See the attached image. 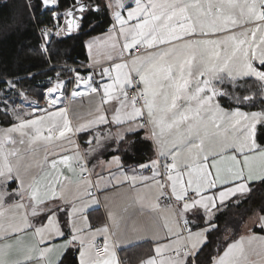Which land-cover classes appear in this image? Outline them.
I'll list each match as a JSON object with an SVG mask.
<instances>
[{"label":"snow or ice","instance_id":"snow-or-ice-1","mask_svg":"<svg viewBox=\"0 0 264 264\" xmlns=\"http://www.w3.org/2000/svg\"><path fill=\"white\" fill-rule=\"evenodd\" d=\"M41 3L45 7L58 6V0H41ZM134 4L128 7L126 16L119 10L115 12L116 22L109 40L113 50L119 48L121 57L125 50L129 54L137 50L138 54L103 68L101 80L107 77V82L95 86L91 74L82 77L77 73L71 95L86 94L79 90L84 86L87 94L101 95L102 104L115 102L111 122L147 127L156 145L157 158L140 167L154 170L151 179L156 187L170 190L181 213L199 209L207 213L208 226L196 232L188 229L187 236L182 235L184 229L180 228L179 220L165 221L164 230L177 238L168 243L158 242L155 254L140 264H195L196 253L207 240L206 233L215 227L211 223L213 210L249 193L252 182H264V144L256 139L257 124L264 122V109L241 110L244 105L255 104L257 95L264 101V0H134ZM115 5L118 9L125 7L122 0H115ZM88 7L81 2L77 8L54 12L53 16H64L67 31L71 32L80 27L74 12L83 13ZM96 10L99 11L98 5ZM49 34L50 30L45 29L44 35ZM245 77L256 78L257 92L238 97V106L233 109L222 107L218 98L227 93L216 85L225 79L235 81ZM66 83L71 81L58 78L48 90L49 95L62 91ZM133 89L135 92L130 95ZM57 103L56 99L50 100V108ZM50 108L40 109V114H31V118L17 115L16 122L0 135V264H55L54 251L75 241L82 246L80 264H120L107 223L96 228L85 244L84 230L67 221L70 239L62 246L51 243L55 237L64 236L56 217L59 207H49L62 199V191L58 190L62 174L57 177L54 172L58 166L71 169L75 163L83 174L87 171L85 156L77 151L73 156L61 155L49 161V153L45 151L43 164L36 166L42 168L47 164L53 172L39 178L31 176L26 182L24 177L30 175L33 167L25 163L26 153L34 151L37 145L47 149L68 140L74 131L108 124L109 117L98 108L95 119L74 129L67 107L55 111ZM92 143L87 141L89 153L96 151ZM95 143L101 146L99 137ZM17 144L29 147L22 150ZM113 163L119 165L120 158L113 157L109 164ZM121 174L125 181L135 185L136 176ZM110 179L116 178L110 176ZM17 180L18 186L9 192V182ZM101 180L103 177L96 184ZM84 183L90 186L92 182ZM85 195L92 197L94 193ZM12 197L19 200L6 205V199ZM92 203H96L95 199ZM86 207L73 206L72 215L82 213ZM41 217L45 222L39 227L31 222ZM83 219L87 221V217ZM109 219L117 232L122 224L125 230L140 231L115 213L110 212ZM183 224L187 229L188 220L184 219ZM97 234H103V256L94 252ZM254 241L261 242L264 253V236H241L222 254L211 258V264H264V259L259 262L249 259Z\"/></svg>","mask_w":264,"mask_h":264},{"label":"crops","instance_id":"crops-1","mask_svg":"<svg viewBox=\"0 0 264 264\" xmlns=\"http://www.w3.org/2000/svg\"><path fill=\"white\" fill-rule=\"evenodd\" d=\"M105 4L112 5V7H107L112 19V25L116 22L115 12L117 10L121 11L122 14L126 16L125 12L128 8L118 9L115 5V0H105ZM132 4H134V0H125V6ZM112 25L103 34L91 37L86 41L85 47L88 56L86 65L92 67H101L102 71L103 68H110L114 63L121 62V59L125 60L126 52H128L127 50H125L124 52L125 56L123 54V56L121 57L118 54L119 48L113 50L111 47L112 41L109 40V36L113 34L111 31ZM90 44L91 49H89ZM134 51L135 50H132L131 54H133ZM89 74L93 76L94 86L100 83L107 82V77H105L104 80H101V76L96 72H82L81 76L87 77ZM81 92H84L86 94L79 97H72L69 102L65 101L63 106L52 108L50 110H57L60 107H67L68 118L72 121L74 129L80 124L87 125L89 121L95 119V117L99 114L97 112L98 108L107 113L109 117V123L86 127L83 131H74L73 135L75 136V138L80 142V144L84 145V149L82 148L81 151L82 155L85 156L87 171L83 174L88 173V178H82L80 169L76 166L75 163H73L71 169L63 166H58V168L54 172L57 177H60V175L62 174L60 187L58 188L59 191H62V199H58L52 202L49 207H59V211L56 212V217L59 220L61 229L64 231V236L55 237L51 240V243L56 246H62L66 244V241L68 239H70V229L69 227H66L67 221H71L75 224L76 227L82 228L84 230L83 237L85 239V244H87L88 241L91 240V234L95 231L96 228L102 227L107 223L109 224L111 242L115 246L114 250L118 260L120 261V264H140L141 260L155 254L154 249L158 242L168 243L170 240H175L177 238L176 236H169L168 233L164 230L163 225L165 221L171 222L173 220H179V217L174 207L161 204L160 199L164 193V190L156 187L155 182L151 179V177L153 176V172L143 173L144 168H141V165H127L126 163H124L123 157L116 153L118 152L119 144L129 134H133L139 131H146V137L148 139L150 138L152 141L153 139L151 138L150 131L147 127L139 128L136 127L135 124L128 123L117 125L111 122V116L113 115L112 108L115 106V102L102 104L101 95L87 94V89L84 86H81ZM28 118H31V116ZM12 119L15 123L16 119H14L13 116ZM139 122L140 121H137V123ZM259 125L260 123L257 124L256 128V139ZM10 126L11 124L7 127ZM129 128H131L132 130L129 131ZM88 132H93L91 137H89L88 139H80L81 135ZM120 136H122L123 139H120ZM15 137L18 136L15 135L14 138ZM97 137H99L101 140L100 147H97L95 143ZM89 140L93 141L91 147L96 148V151L90 153L88 152L90 146L87 144V141ZM59 142L64 143L63 141ZM109 143H112L114 147L112 150L105 152L103 148ZM153 144L156 150L154 141ZM67 149L61 152H58V150L49 149L30 151L26 153V157L31 159L25 161V163L30 162L29 164L33 165L31 169L34 168L36 169V171H39V175L37 176V178H39L46 173L53 172V170L48 165H46L44 169L36 166L37 164H41L42 158H44L45 155L44 152L47 151L49 153L50 161L53 158L59 159L61 155L71 156L70 152ZM116 156L120 158L119 165L114 163L109 164L112 158ZM121 173L129 177L136 176L137 181L135 185H132L128 181H125L124 176ZM110 176H115L116 179H110ZM101 177H103V180H101V183L97 185L96 181ZM140 177H149L150 179L142 181ZM24 178L25 180L27 178L31 179V176L26 175ZM157 179H160V177H158ZM117 180L120 181V183H117ZM84 181H91L92 183L89 186L85 184ZM255 182H252L249 187H251V185ZM14 187L15 185L10 188V190H13ZM90 190H92V193H94V196L96 198L94 196L90 197L85 195V193L90 192ZM247 194L234 197L232 198V200L235 198H243ZM83 198H85V200L77 206V203L80 202ZM93 199H95L96 203H92ZM18 200L19 197L6 199L5 204H11L14 201ZM84 205H87V207L82 213H78L74 216L72 215L73 206H75L76 208H81ZM213 211L216 214L217 210ZM110 212L115 213L117 218H123V220L129 225H136L140 229V231L133 232L130 228L128 230H125L122 224L121 229L119 230V232H117L116 229H113L111 227V221L109 219ZM179 212L181 213V209ZM195 214L197 217L199 215H204L207 221V213H205L203 209L183 212L181 213V218L189 220V217L192 215L195 216ZM214 216L211 218V221L213 220ZM83 217H87V221H85ZM31 222L39 227L40 224L45 221L43 220V217H41L39 219H32ZM197 222L190 220L188 221L191 227L190 230L192 232H196L201 230L202 228H205L199 227V222ZM202 222L203 221L200 220V223ZM261 224H263L262 221ZM258 229L264 230V226L254 227L250 230H245L244 228L243 234L241 236H264V234L257 232ZM206 235L207 240L201 245L199 251L208 241V232L206 233ZM100 240L104 241L103 234H97L95 236V244ZM259 242L260 241H254L251 248H255L256 244L258 246ZM140 244H148V246L141 248L140 251L131 249ZM81 247L82 246L79 241H75L71 245H68L64 248L58 247L57 250L52 254V258L55 264H59L64 256L71 250L77 252L80 264ZM257 250L258 248H255L254 250L250 251V260L259 262L261 259H264V253H261V251Z\"/></svg>","mask_w":264,"mask_h":264},{"label":"trees","instance_id":"trees-1","mask_svg":"<svg viewBox=\"0 0 264 264\" xmlns=\"http://www.w3.org/2000/svg\"><path fill=\"white\" fill-rule=\"evenodd\" d=\"M30 2L31 6L26 0H0V93L9 85L5 83L6 80H12L18 89L42 96L54 83L52 79L68 76L65 72L67 70L50 67L62 63L86 65V41L103 34L112 25L110 12L102 4V0H59L58 10L65 11L70 7L75 8L81 2H87L95 8L98 5L99 11L90 9L85 13L82 28L77 35L65 37L64 34V37L53 40L48 47V56L41 49L39 29L52 23V10L42 11L41 0ZM219 85L223 92L227 93V96L218 98L219 103L226 109H233L238 106V97L257 92L259 82L255 78H245ZM261 109H264V101L257 95L255 104L244 105L241 110ZM13 123L12 116L0 109V125L7 127ZM92 134L93 132L85 133L80 139H88ZM257 140L264 144V123L258 127ZM116 154L121 155L127 165H145L156 159L155 146L153 141L146 137L145 131L127 135L119 144ZM250 188L252 190L245 197L235 198L225 206L218 207L219 210L211 221L215 227L208 232L207 243L196 253L195 264H211V258L222 254L229 244L241 237L248 219L253 214L258 212L264 215V182H255ZM189 218L190 221H198L199 227L208 226L204 215L197 217L195 214ZM200 220L203 222L200 223ZM189 228L191 229L190 225ZM257 232L264 234L263 229H258ZM146 246L148 244H140L131 249L140 251ZM59 264H79L77 252L69 251Z\"/></svg>","mask_w":264,"mask_h":264},{"label":"rangeland","instance_id":"rangeland-1","mask_svg":"<svg viewBox=\"0 0 264 264\" xmlns=\"http://www.w3.org/2000/svg\"><path fill=\"white\" fill-rule=\"evenodd\" d=\"M26 1L29 4V6L32 5V3L30 2V0H26ZM122 3L125 5V0H122ZM102 4L104 6H106L105 0H102ZM42 6L45 7L43 4H42ZM134 6H135V4L126 5L124 8L134 7ZM45 8L47 10L56 11L58 13H63L64 12L63 10H58L57 9V6H48V7H45ZM125 13H127V11ZM60 33L63 36H59L57 38L64 37V34H66V33H62V32H60ZM57 38L55 37L53 40H55ZM259 42H260L259 41V34H257V43H259ZM126 55L132 56L133 54H129L128 52H126ZM48 56H49V54H48ZM124 56H125V54H124ZM66 65H68V64L62 63V64H59V65H54L53 67L51 66L50 69H52L54 67H58V68H62V69H65L66 70V68H65ZM256 65L259 66V62L258 61H256ZM86 66L88 67V65H86ZM90 67L91 68H94L92 66H90ZM65 72H67L68 76L67 77H63V78H59V80H61V81L68 80V78H69V76L71 74H70L69 71H65ZM91 72H96L97 73V71H91ZM59 75L60 74H58V76ZM245 78H253L254 79V77H245ZM245 78H239V79H237L235 81H238V80H241V79H245ZM57 79L58 78L52 79L54 81V83L51 85L50 88H52V87L55 86V84L57 82ZM6 81L7 82H10V83H9L8 87L6 88V90H4V91H2L0 93V107H1L0 109L3 112H6V106H7V113H9L11 116H13L14 119H15V117L17 115L22 116L23 118H28V117L31 116V114H40V112H38L37 110L40 111V109L50 108L48 106V101H49L50 98H52L53 94L50 95V97L47 96V91L49 90V88L46 90V92L42 96H37L36 94H31L29 91H27L25 89H18L17 85H15L12 82V80H6ZM227 81H230V80L225 79L223 81V83L224 82H227ZM220 84H222V83H220ZM10 85H14L15 87L12 88V87H10ZM219 86H220L219 84L216 85V87L218 89L222 90L221 87H219ZM63 92L65 93V89H63L62 91L57 92V93H63ZM68 93H69V90H68ZM61 100H62L63 103H61L59 106H63L64 103H65V101L69 102L71 99H69V98H66L65 99V97H62ZM59 106H57V107H59ZM52 108H56V107H52ZM52 108H50V109H52ZM12 110H15V111L13 112ZM53 111H55V110H53ZM262 123L263 122H261L260 125ZM7 128L8 127H2L0 125V135H2L3 131L5 129H7ZM15 135L16 134H13V137ZM15 139H18V137H15ZM63 142L64 143L56 142L55 144L49 145V146H47V149H49V150H58V152H61V151H64V150H66L68 148L67 150L70 152L71 156H73L77 151H79L80 154L82 155V151L81 150H82V148L84 149V145L80 144V142L75 138V136L73 134H70V139L64 140ZM16 146L17 147H21L22 150L27 149L29 147L26 144L23 145V146L17 144ZM8 147H12V145H8ZM113 147H114V145L112 143H109L103 149L105 150V152H107V151L112 150ZM34 148H35V150L45 149V147L43 145H37V146H34ZM44 154H45V152H44ZM156 158H157V154H156ZM30 159L31 158L26 157L25 161H28ZM26 163L29 164L30 162H26ZM41 164H43V158H42ZM46 165L47 164H44L43 167H42V169H44ZM153 171H151V172H153ZM143 173H145L144 169H143ZM38 175H39V171H36V169H34V168L33 169H30V175L29 176H36L37 177ZM28 180H29V178H27L25 181L27 182ZM18 183H19L18 180L15 181V182H9V184H8V186H9V192L12 191V189L10 190V188H12L15 185V187L13 188V189H15L18 186ZM90 192H92V190H90ZM12 198H15V197H12ZM161 198H162V196H161ZM84 200H85V198H83L80 202H78L77 203V206L81 202H83ZM165 206H169V205H165ZM177 211H179V208L177 209ZM179 214H180V212H179ZM261 217H264V215L261 214V213H255V214H253L250 217V220L248 219L249 221H248L247 225H245L246 227H244L245 230H250L251 228H254V227H262V226H264V221L261 220ZM261 221H262L263 224H261ZM255 248H258L257 251H261V242H259L258 246L256 244V247ZM255 248H251V249L254 250Z\"/></svg>","mask_w":264,"mask_h":264},{"label":"built area","instance_id":"built-area-1","mask_svg":"<svg viewBox=\"0 0 264 264\" xmlns=\"http://www.w3.org/2000/svg\"><path fill=\"white\" fill-rule=\"evenodd\" d=\"M46 10L47 9L42 6V11H46ZM54 12H56V11H52L51 14H50V18L52 19V23L50 25H47V26L43 25L39 29V35H40V38H41V49L47 55H48V47L52 43L53 39L55 37L57 38L59 36H63L60 32L66 33V31H67V25L65 23L66 18L64 16L54 17L53 16ZM45 29L50 30V34L47 35V36L44 35V30ZM42 46H44V47H42ZM140 51H142V49ZM136 54H138L137 50L134 51L132 56H134ZM132 56L126 55L125 56V60H130ZM65 68L71 74L69 76L68 80H66L65 82L71 81V83H66L65 84V87H64L65 93L64 92L63 93H55V94H53L52 98L49 99V101L52 100V99L58 100V103H57V105L55 107H57L61 103H63L62 100H61L62 97H65V99L66 98L72 99L73 96L71 95V92L74 90V85H75L74 77L76 76L77 73L79 75H81L82 72H91V71H97L98 75H100V73H101V67L91 68L90 66L87 67L86 65L68 64V65H66ZM68 90H69V93H68ZM79 90L81 91V88ZM134 92H135V90L133 89V90L130 91L129 94L133 95ZM47 96L50 97L49 91H47ZM49 101H48V106H49ZM37 111L40 112L39 110H37ZM144 171H145V173H148V172L153 171V169L152 168H144ZM88 177H89L88 173L82 174V178L83 179H86ZM160 180H161V183H164L163 178L160 177ZM163 190H164V194L162 195V198L160 199L161 200V204L162 205L173 206V207H175V209L177 211V209L179 208L178 202L175 201L174 197L170 196V190L167 187H165ZM177 213H178V216L180 218L181 229H184V231L182 233H183L184 236H187V230L190 229L189 225L187 224V229H185V226L183 224V220H182V218H181V216L179 214V211H177ZM103 244H104V241H98L96 243L95 251H98L101 256L104 255Z\"/></svg>","mask_w":264,"mask_h":264},{"label":"water","instance_id":"water-1","mask_svg":"<svg viewBox=\"0 0 264 264\" xmlns=\"http://www.w3.org/2000/svg\"><path fill=\"white\" fill-rule=\"evenodd\" d=\"M84 4H87L89 7L83 13H80L78 10L76 12H74V18H77V23H79L80 27L79 28H74L73 31H71V32L66 31L65 37H71V36L77 35L79 33V31L81 30V28H82V22L84 20L85 13L87 11H89L90 9H95L96 10L95 7L90 6L87 2H84ZM75 8H77V6ZM81 15L83 16L82 20L79 19V16H81Z\"/></svg>","mask_w":264,"mask_h":264}]
</instances>
